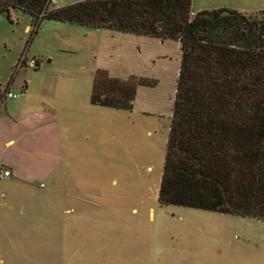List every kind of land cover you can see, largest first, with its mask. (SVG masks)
<instances>
[{
	"label": "rangeland",
	"instance_id": "374dc122",
	"mask_svg": "<svg viewBox=\"0 0 264 264\" xmlns=\"http://www.w3.org/2000/svg\"><path fill=\"white\" fill-rule=\"evenodd\" d=\"M217 7L250 13L264 0H190L189 9ZM32 30L25 12L0 13V96L7 85L58 114L71 102L78 112L55 165L0 225V264H264V220L157 201L178 42L53 19ZM22 55L37 64L16 67ZM98 68L155 84L137 85L130 109L92 104Z\"/></svg>",
	"mask_w": 264,
	"mask_h": 264
},
{
	"label": "trees",
	"instance_id": "16d2710c",
	"mask_svg": "<svg viewBox=\"0 0 264 264\" xmlns=\"http://www.w3.org/2000/svg\"><path fill=\"white\" fill-rule=\"evenodd\" d=\"M189 8L190 0H0L6 17L28 14L33 32L53 19L176 40L157 201L264 220V10ZM149 79L98 68L88 101L130 109Z\"/></svg>",
	"mask_w": 264,
	"mask_h": 264
},
{
	"label": "crops",
	"instance_id": "0c3cea01",
	"mask_svg": "<svg viewBox=\"0 0 264 264\" xmlns=\"http://www.w3.org/2000/svg\"><path fill=\"white\" fill-rule=\"evenodd\" d=\"M21 88L27 87L22 85ZM15 98L9 102L4 98L0 103L3 105L0 110V150L7 151L0 155V164L10 169L9 176L0 178L5 183L0 191V225L7 229V213L13 204H25L33 178L55 165L60 133L69 129L78 112L75 102L69 103L71 105L58 114L55 106L45 103L40 97L37 100ZM31 159L34 164L26 167V162Z\"/></svg>",
	"mask_w": 264,
	"mask_h": 264
},
{
	"label": "built area",
	"instance_id": "2783aa9c",
	"mask_svg": "<svg viewBox=\"0 0 264 264\" xmlns=\"http://www.w3.org/2000/svg\"><path fill=\"white\" fill-rule=\"evenodd\" d=\"M50 2L55 3L56 0H50ZM27 64L28 66H34L36 64V60L33 58L26 59L24 56H20L18 61L16 62V67L21 65L22 63ZM20 94L18 93H13L8 89V86L6 85L5 88H3V94L0 96V101H2L4 98L11 97H19ZM10 175V169L2 164H0V178H5Z\"/></svg>",
	"mask_w": 264,
	"mask_h": 264
}]
</instances>
